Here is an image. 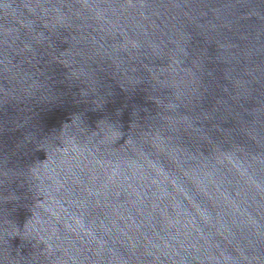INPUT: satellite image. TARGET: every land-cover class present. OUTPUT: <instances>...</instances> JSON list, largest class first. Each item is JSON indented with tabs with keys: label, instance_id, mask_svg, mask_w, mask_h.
Returning a JSON list of instances; mask_svg holds the SVG:
<instances>
[{
	"label": "water",
	"instance_id": "water-1",
	"mask_svg": "<svg viewBox=\"0 0 264 264\" xmlns=\"http://www.w3.org/2000/svg\"><path fill=\"white\" fill-rule=\"evenodd\" d=\"M0 264H264V0H0Z\"/></svg>",
	"mask_w": 264,
	"mask_h": 264
},
{
	"label": "clouds",
	"instance_id": "clouds-1",
	"mask_svg": "<svg viewBox=\"0 0 264 264\" xmlns=\"http://www.w3.org/2000/svg\"><path fill=\"white\" fill-rule=\"evenodd\" d=\"M67 134V133H66Z\"/></svg>",
	"mask_w": 264,
	"mask_h": 264
}]
</instances>
